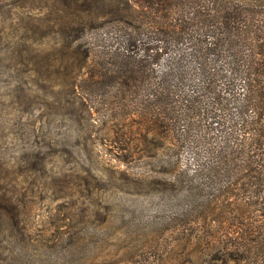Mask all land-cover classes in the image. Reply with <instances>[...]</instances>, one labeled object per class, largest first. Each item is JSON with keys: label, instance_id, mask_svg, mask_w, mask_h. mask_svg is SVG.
I'll use <instances>...</instances> for the list:
<instances>
[{"label": "rangeland", "instance_id": "374dc122", "mask_svg": "<svg viewBox=\"0 0 264 264\" xmlns=\"http://www.w3.org/2000/svg\"><path fill=\"white\" fill-rule=\"evenodd\" d=\"M87 2L0 0V264H235L125 140L135 125L79 98L65 36Z\"/></svg>", "mask_w": 264, "mask_h": 264}, {"label": "trees", "instance_id": "16d2710c", "mask_svg": "<svg viewBox=\"0 0 264 264\" xmlns=\"http://www.w3.org/2000/svg\"><path fill=\"white\" fill-rule=\"evenodd\" d=\"M65 38L79 98L135 125L125 140L222 256L264 264V0H88Z\"/></svg>", "mask_w": 264, "mask_h": 264}]
</instances>
